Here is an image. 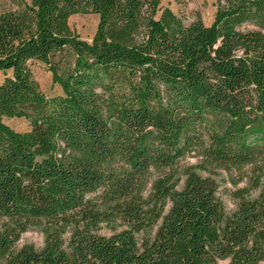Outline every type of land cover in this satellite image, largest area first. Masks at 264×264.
<instances>
[{
  "label": "trees",
  "instance_id": "16d2710c",
  "mask_svg": "<svg viewBox=\"0 0 264 264\" xmlns=\"http://www.w3.org/2000/svg\"><path fill=\"white\" fill-rule=\"evenodd\" d=\"M215 5L209 23L160 0L1 8L0 264L264 260V0ZM77 12L97 15L89 39L68 25ZM33 60L59 92L38 86ZM19 116L20 130L3 119ZM191 150L203 169L247 175L232 209L209 174L175 186ZM29 225L43 243L17 246Z\"/></svg>",
  "mask_w": 264,
  "mask_h": 264
},
{
  "label": "rangeland",
  "instance_id": "374dc122",
  "mask_svg": "<svg viewBox=\"0 0 264 264\" xmlns=\"http://www.w3.org/2000/svg\"><path fill=\"white\" fill-rule=\"evenodd\" d=\"M216 1L217 0H160V4L170 6L184 23L193 19L197 15L202 21L209 23L216 8ZM8 6H10V0H0V10L1 8ZM96 17L97 15L94 12L72 13L68 17V25H70V27L81 37L89 39L96 25ZM247 26H249V24H243L240 27ZM31 71L37 80L38 86L41 87L46 94L49 95L60 91V87L52 81L51 72L47 70L44 63L38 60H33L31 63ZM3 119L15 129L20 130L27 127V120L22 116L4 117ZM200 160L199 155L193 150L178 159L172 167L174 179L176 180L175 186L179 187L182 185L186 177L185 172L190 168L202 175L209 174L216 181V194L218 198L226 209H232L235 206V199L233 198L232 192L238 186H245L248 184L247 175L242 176L237 170L224 169L222 167H213L209 170L203 169L198 166ZM261 166L264 169V158L261 160ZM257 190V188H252L249 195L252 196ZM1 220L2 218H0V222ZM99 232L109 233L111 230L102 224ZM42 240L43 231L41 226L29 225L26 229L20 232L15 244L19 246L23 244V242H29L33 244V246L39 247L43 243ZM258 264H264V260H260Z\"/></svg>",
  "mask_w": 264,
  "mask_h": 264
}]
</instances>
